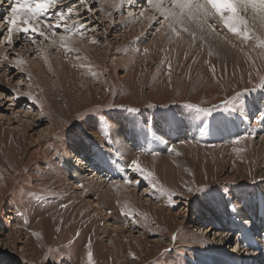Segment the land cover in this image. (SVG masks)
<instances>
[{
  "label": "rangeland",
  "instance_id": "1",
  "mask_svg": "<svg viewBox=\"0 0 264 264\" xmlns=\"http://www.w3.org/2000/svg\"><path fill=\"white\" fill-rule=\"evenodd\" d=\"M63 1L44 20L76 9L82 33L0 42V264H264V24L249 11L242 42L209 18L193 41L147 0ZM230 112L247 129L213 140Z\"/></svg>",
  "mask_w": 264,
  "mask_h": 264
},
{
  "label": "snow or ice",
  "instance_id": "2",
  "mask_svg": "<svg viewBox=\"0 0 264 264\" xmlns=\"http://www.w3.org/2000/svg\"><path fill=\"white\" fill-rule=\"evenodd\" d=\"M57 2L58 0H15L10 13L5 18L7 33L0 42L7 41L11 44L14 32L24 33L26 36L29 33L33 34L29 37L32 43L36 42V35L48 39V36L43 30L44 28L53 36L56 35L57 28H62L69 35H61L59 40L62 44L64 41L70 40L71 35L79 32L80 26L77 24L75 28H72L67 23L62 22L68 21L72 12L76 11V9L69 8L66 12H58L54 23L50 20L41 19L51 8L56 7ZM78 2L83 5L86 3V0H78ZM147 4L152 6L163 17V22H161L157 31L164 28L166 24L172 33L176 35H179L180 31H188L189 35L193 37V41H195L196 37L190 29L187 27L178 29L176 26H184L187 21H193L197 23V27L202 31L204 25H207L209 29H214V25L207 23L208 18L214 20L218 18L217 23L221 24L229 33L240 37L242 42H246L249 39L260 40L259 37L250 35L249 23L246 19L249 10L251 11L253 20H259L264 24V0H168L167 5L163 3V0H147ZM143 14V11H141L140 15L143 16ZM258 46L264 48V42L259 43ZM144 53L147 54L148 49H144ZM261 87L264 88V84ZM20 95L27 94L20 93ZM239 95L237 94L232 100L226 101L224 105H216L211 109L201 108L196 111L211 114L218 109L227 107V104H233L239 98ZM240 139H247V137H240L239 139L233 140L232 143L238 144ZM91 255V252H89L90 258ZM157 264H159V260Z\"/></svg>",
  "mask_w": 264,
  "mask_h": 264
},
{
  "label": "bare ground",
  "instance_id": "3",
  "mask_svg": "<svg viewBox=\"0 0 264 264\" xmlns=\"http://www.w3.org/2000/svg\"><path fill=\"white\" fill-rule=\"evenodd\" d=\"M62 1L63 0H58V2H57V5H56V7L55 8H51V10H49V12L45 15V16H43V17H41V19H44V17H47V15L51 12H57L58 10H60L61 8H62V6H66L67 5V3H69V2H67V3H62ZM64 2V1H63ZM142 2H144L143 0H129L128 1V4H130L131 6L130 7H128V4H127V7H128V9H131L132 7L133 8H142L143 9V7H144V5H139L138 3H142ZM166 2H168L167 0H163V3H166ZM8 4V3H7ZM146 7H148V9H150V11H149V15H151L152 14V17L154 16V17H156V19L158 20V19H161V15L159 14V12H157V11H155L154 9H153V7L152 6H150V5H148V6H146ZM145 9H147V8H145ZM135 9H131L130 11H134ZM250 11V10H249ZM140 12V11H139ZM143 13L145 14V11L143 10ZM53 14V13H52ZM158 16H160V17H158ZM252 17V16H251ZM163 18V17H162ZM200 19H202V18H200ZM47 20H49V19H47ZM217 20H218V18H217ZM55 21V20H54ZM252 21V20H251ZM145 22V21H144ZM163 22V21H162ZM217 22V21H216ZM54 23V22H53ZM93 24H94V22H92ZM207 23L209 24V18H208V21H207ZM2 24V23H1ZM188 24H189V26L190 27H197V23L196 22H193V21H188V23H186V25H184V26H181V25H177V27H187L188 26ZM6 25V24H5ZM76 25L77 24H75V25H72V26H70V27H76ZM78 25L80 26V27H84L83 26V23L82 22H80V23H78ZM4 26V25H3ZM3 26L1 27V25H0V27H1V29H3ZM207 25H204L203 27H206ZM219 26L222 28L223 26L221 25V24H219ZM42 27V26H41ZM165 27H167V25L165 24ZM217 27V26H216ZM220 27H219V29H220ZM0 29V30H1ZM5 29L7 30V27H5ZM227 30V29H226ZM146 31V30H145ZM83 32V30L80 28L79 29V32H77V33H82ZM219 32H221V30L219 31ZM228 32V31H227ZM222 33V32H221ZM4 34V33H3ZM14 34H16V40H18L17 39V37H19L20 35H22V34H24V33H16V32H14L13 33V36H12V38L14 37ZM227 33H224V35H226ZM228 34H230V35H232L231 33H229L228 32ZM223 35V34H222ZM61 35H58V36H56L55 38H54V40H49V41H55L53 44H56L58 41L57 40H59L58 39V37H60ZM234 36V35H233ZM232 36V37H233ZM223 37V36H222ZM222 37H220L221 39H222ZM227 37V36H226ZM230 37V36H229ZM22 38V37H21ZM226 39H228V38H226ZM156 40V39H155ZM224 40V39H223ZM28 44L27 45H31L32 46V41L30 40V39H28L27 41H26ZM226 41L224 40V43H225ZM229 42V41H228ZM60 43V42H59ZM4 44V43H3ZM34 44V43H33ZM6 45H9V43L7 42V44ZM35 46V45H34ZM9 47V46H8ZM1 48V47H0ZM4 49V48H3ZM3 49H2V51H3ZM22 50V49H21ZM5 58V57H4ZM1 59V58H0ZM1 62V64L2 63H5L6 64V60H0ZM37 64V63H36ZM35 64V65H36ZM4 66V65H3ZM259 72V71H258ZM3 76V75H2ZM6 83V82H5ZM29 114V113H28ZM261 116V115H260ZM205 117V116H204ZM204 117H202V119L204 118ZM194 120H196V119H193L191 122H194ZM200 120L201 119H199L196 123H198V122H200ZM204 120V119H203ZM229 121V120H228ZM222 122H224L225 123V125H221L222 124ZM216 123H219L218 124V127L221 129V128H226V130H227V126L228 125H230V123H228L225 119H219V120H216ZM234 123V124H233ZM164 124V123H163ZM195 124V123H194ZM164 125H166V126H168V121H166L165 122V124ZM192 125V123H190V125L189 126H191ZM248 125V124H247ZM246 125V126H247ZM231 126H234L235 128H234V130H233V133L234 132H240L241 131V125L239 124V120L237 119L235 122H234V120H233V122H232V125ZM164 126L162 125L161 126V130H164V128H163ZM166 129H167V127H165ZM165 129V130H166ZM225 130V129H224ZM221 131H222V129H221ZM192 132H193V130H191V133L190 132H187L186 133V138L187 139H191V137L193 136V134H192ZM230 133V132H229ZM236 134V133H235ZM135 136H136V134H134ZM175 135H171V137H173V138H175L174 137ZM149 143H150V141H148ZM148 142H147V145H148ZM173 143V142H172ZM145 149V148H144ZM143 149V150H144ZM128 152V151H127ZM91 155H93L92 153H91ZM95 155H96V153H95ZM83 156V155H82ZM158 156V155H157ZM91 157V156H90ZM134 157V156H133ZM132 157V158H133ZM93 159H94V156H93ZM154 159V158H153ZM95 160V159H94ZM147 160V159H146ZM76 161H78V166L80 167H82V168H87V166H88V168H91V166L94 164V162H92L91 164H89L88 165V162H90V160L89 161H87L86 162V160H84V158H81V157H78L77 158V160ZM160 169H162L163 171H164V169L162 168V167H164V166H162L161 167V165H157ZM152 167V166H151ZM78 168V167H77ZM150 168V167H149ZM80 169V168H79ZM159 169V170H160ZM82 172H80L79 173V175L81 174ZM108 172L106 171V174H107ZM104 174V173H103ZM102 174V175H103ZM77 175V174H76ZM78 176V175H77ZM94 177H92V178H90L89 180L91 181V184H92V189L95 187V189H97V187L95 186V185H97V184H100L99 186L100 187H106L107 185L105 184L104 185V180H101V178H100V180H99V177L96 175V174H94L93 175ZM106 176V175H105ZM111 176V177H110ZM112 174H109L108 173V177H110L111 179H112ZM103 177V176H102ZM79 179V178H78ZM78 182V181H77ZM93 182H95V183H93ZM108 187V188H107ZM106 188H107V190L108 189H110L111 188V186H107ZM76 189H78V190H81V188H79V186H77V187H75ZM106 190V191H107ZM129 192V191H128ZM101 193H104L103 192V190H101L100 191V194ZM130 195V194H129ZM125 198V197H124ZM85 199V198H84ZM93 200V199H92ZM92 200H90L91 202H92ZM98 204H93L92 205V207H94V208H97V207H100V205H99V202L98 201H96ZM258 205V204H257ZM258 209H261V206L259 205V207H256L255 208V210H258ZM97 210H98V208H97ZM246 211H249L245 216L246 217H253L255 214H258V212H255V211H253V210H246ZM249 213H252V214H249ZM258 221V220H257ZM114 231H120L119 230V228H116V229H114ZM125 231H127V230H125ZM253 242V241H252ZM251 242V245H253L254 243H252ZM255 245V244H254ZM248 246V245H247Z\"/></svg>",
  "mask_w": 264,
  "mask_h": 264
},
{
  "label": "crops",
  "instance_id": "4",
  "mask_svg": "<svg viewBox=\"0 0 264 264\" xmlns=\"http://www.w3.org/2000/svg\"><path fill=\"white\" fill-rule=\"evenodd\" d=\"M205 117L202 119V117H200L199 119H201L200 120V122L198 123V126L196 125L195 127H197L196 128V130H198L199 128V126H202L205 122H208V120H210V118H208L206 115H204ZM222 119H225L228 123H230V125H228L227 126V130L225 129V132L222 130L221 131V129L218 127V125L217 124H215V127H216V129H218V131L217 132H215V137L213 138V140L214 139H221V140H223V139H225V138H228V137H232V136H234V135H237V134H239V133H233V130H234V126H231L232 125V122H233V120H234V122L237 120V117L235 116V113H228V114H225L224 116H223V118ZM229 120V121H228ZM215 123H216V121H215ZM188 124V123H187ZM200 124V125H199ZM234 124V123H233ZM247 129V127H246V124H242L241 125V131L242 130H246ZM202 130V129H201ZM204 131H206V130H204ZM203 131V133H205ZM230 132V133H229ZM214 133V128H213V130L211 129V132H210V134L209 135H211V134H213ZM241 133V132H240ZM195 138V137H194ZM185 140H188V139H185Z\"/></svg>",
  "mask_w": 264,
  "mask_h": 264
}]
</instances>
